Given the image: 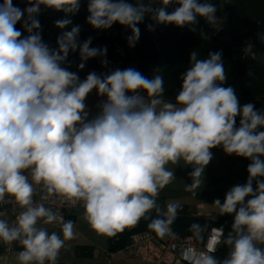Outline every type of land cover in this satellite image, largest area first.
<instances>
[{
	"label": "clouds",
	"instance_id": "1",
	"mask_svg": "<svg viewBox=\"0 0 264 264\" xmlns=\"http://www.w3.org/2000/svg\"><path fill=\"white\" fill-rule=\"evenodd\" d=\"M38 3L56 9L68 5L67 11L77 7V0ZM163 3L167 5L169 0ZM178 3L180 6L171 14L161 9L158 19L176 25L193 22L196 14L213 19L215 9L211 5L198 4L197 0ZM37 7L22 11L13 0L0 4V200L8 193L22 207L31 204L33 188L22 174L30 169L32 180L43 182L49 194L58 193L73 204L84 201V217L98 234L114 237L135 227L155 209L157 216L147 227L163 239L171 232L179 207L169 203L164 212L157 207L160 191L173 180V172L165 166L181 158L195 165L193 183L186 188L191 192L199 186L204 166L211 159L209 149L221 144L227 153L253 161L247 169L248 183L226 195L221 213H233L253 193L252 178L264 177V162L258 158L264 155V131L254 132L264 126V116L250 103L239 108L233 89L217 85L225 79L219 53L208 60H197L192 54L195 63L186 72L176 97L181 107L157 99L163 91L160 76L149 80L131 69L117 70L104 80L93 73L77 84L76 75L59 66L63 57L50 54L38 35L20 39L17 23L25 12L31 16ZM89 11L90 22L97 28L115 21L134 26L141 19L131 5L110 0H92ZM67 23L61 21L59 26ZM36 27L39 25L33 21L28 30ZM76 32L73 28L60 42L65 56L69 46L75 47ZM133 32L138 34L135 27ZM81 54L91 57L96 51L89 50L86 43ZM94 88L107 95L108 103L101 116L84 123L83 101ZM139 89L147 92L150 103L137 92ZM238 115L240 126L235 128ZM257 185L258 194L236 211L233 227L237 238L234 244L232 238L227 241L233 244V250L224 264H264V250L254 244L264 243V182L257 181ZM215 203L219 205L220 201ZM41 217H46V223L56 219L41 205L28 207L18 217L17 228L9 229L0 221V238L5 242L17 240L22 234L25 237L20 241L25 249L18 257L21 264L33 260L44 264L45 259L55 264L65 241L75 237L72 221L63 224V239L37 230L34 225ZM242 226H246L247 234H242ZM222 234V229H212L208 253L215 251ZM192 264L217 262L200 253Z\"/></svg>",
	"mask_w": 264,
	"mask_h": 264
},
{
	"label": "trees",
	"instance_id": "2",
	"mask_svg": "<svg viewBox=\"0 0 264 264\" xmlns=\"http://www.w3.org/2000/svg\"><path fill=\"white\" fill-rule=\"evenodd\" d=\"M114 3H126L137 9L141 14L140 21L133 27L138 34L133 37L135 41L136 59L141 75L151 80L160 76L163 91L157 97L161 101L175 102L174 89L183 85V78L194 65L192 54L197 60H208L212 55L219 53L220 61L224 68V81H217L221 87H231L238 101L264 99V66H248L245 59L234 58L232 52L235 48L249 45L254 34H259L264 41V0H220L221 9H215L212 16L222 18L221 30L217 34H210L211 46H202L199 37L195 34L193 22L184 25L161 22L158 13L161 9L166 14L173 13L180 5L178 0H169L165 5L163 0H110ZM22 39V38H20ZM137 92L147 97L145 90ZM177 103V102H175ZM217 148L224 150L223 145ZM264 162V156L259 158ZM176 219L170 228L176 236H192L197 244L202 245L211 227L222 229V237L217 245L212 258L217 264L231 258L233 244L237 232L233 225L236 212L221 214L216 222L209 221L204 216L191 214L187 205L178 204ZM167 205H160L166 211ZM156 210L146 214L137 224L136 231L152 232L147 225L156 218ZM197 225V228H193ZM243 232L246 226H242ZM247 234V233H246ZM130 233H117L114 237L107 236V253L115 252L124 247ZM117 238V241H114ZM232 238L233 244L227 243ZM22 239V238H21ZM21 241V240H20ZM256 242V241H254ZM22 248V243L17 244L16 250ZM75 254L79 257H90V247H77Z\"/></svg>",
	"mask_w": 264,
	"mask_h": 264
},
{
	"label": "built area",
	"instance_id": "3",
	"mask_svg": "<svg viewBox=\"0 0 264 264\" xmlns=\"http://www.w3.org/2000/svg\"><path fill=\"white\" fill-rule=\"evenodd\" d=\"M92 0H77V7L72 11H67L70 6L65 5L61 9L50 7L38 0H13V4L22 11L28 7L36 6L37 11L31 16L25 12L22 20L17 23L16 28L21 32L22 39L31 35H38L40 43L47 47L49 53H56L63 57L59 61V66L76 75L77 79L85 82L88 75L95 74L101 80L113 74L115 71L134 70L139 71L136 59L135 41L133 37V28L129 25H122L119 21L113 22L108 27H94L90 22L91 12L89 6ZM3 0H0V4ZM209 21L207 18V30L210 34H217L221 30L222 18L212 16ZM69 21L64 27L59 26L61 21ZM36 21L39 27L28 28L32 22ZM25 24L27 26H25ZM77 29L74 37L75 47L69 46L65 56L60 50V42L64 40L66 33L72 29ZM87 43L89 50H95L96 55L91 57L82 56L81 49ZM83 65V67H80ZM182 90L181 86L174 89V100ZM235 126V125H234ZM31 204L21 206L12 195L4 196L0 200V213L6 217V225L9 229L18 227V217L26 212L28 207H50L54 211L56 219L51 222L55 227H60L69 221L70 215L80 208H84V201L79 200L72 203L66 197L53 192L43 196H36L32 193ZM161 212L164 210L160 208ZM211 222H216V217H206ZM137 225L132 228H126L124 232L130 233L126 245L115 252L107 253L109 256L118 255L140 262L151 264H192L194 259L199 257L200 253H207L212 257L213 252H207V245L212 236L211 227L205 242L197 244L192 236L178 237L173 230L163 239L157 237L154 232L136 231ZM222 235L219 238V242ZM19 239L5 242L0 238V252L9 253L16 250ZM117 241V238L114 240ZM219 243L215 245V249Z\"/></svg>",
	"mask_w": 264,
	"mask_h": 264
},
{
	"label": "crops",
	"instance_id": "4",
	"mask_svg": "<svg viewBox=\"0 0 264 264\" xmlns=\"http://www.w3.org/2000/svg\"><path fill=\"white\" fill-rule=\"evenodd\" d=\"M220 1V0H219ZM215 4L206 3L205 0H197L198 4H208L214 9H221V5L217 4V1H213ZM207 24V17L196 14L193 21V28L195 34L199 37L203 47L209 48L211 46L210 34L206 33L205 27ZM263 44L264 41L261 35L254 34L249 45L246 47L235 48L232 52L234 58L245 59L248 66H254L256 59L255 47ZM251 53V54H250ZM250 54V55H249ZM264 59V53H263ZM83 83L77 79V84ZM133 93H127L132 95ZM142 96V95H141ZM145 101L150 103L151 98L145 97ZM172 103L176 107L181 105L175 102ZM85 107L81 114L84 123L94 121L97 117L103 114V107L108 103L106 94H100L98 89H92L83 101ZM163 103L157 106V111L162 108ZM252 104L254 111L264 116V99L242 100L238 101L239 108H243L246 104ZM241 116L236 117L235 128L240 126ZM80 125H77L79 127ZM264 131V126H258L254 132ZM211 153V159L209 163L204 166V170L200 176V184L193 191H186V188L190 187L193 183V177L191 173L195 169V165L187 164L182 158L178 160L176 164L169 162L165 167L167 170L173 172V180L165 188H163L158 197L156 198L157 207L160 205H168L169 203L184 204L187 205L188 211L191 214L204 216V217H216L219 218L221 214L220 209L225 202L226 195L232 191L236 186H244L248 183L249 173L248 167L252 164V158L238 156L235 153H227L225 150H221L217 147L209 149ZM264 155L258 156V158ZM28 178V182L32 185L33 193L36 196H43L48 194L47 187L43 182L37 184L31 178V170H24L23 173ZM257 181L264 182V177L252 178L253 193L246 196L243 204H238L236 211L240 207L246 206L248 200L252 199L254 195L258 194ZM9 195L5 193L4 196ZM216 200L220 201V204L215 203ZM50 213L54 214V211L50 207H44ZM234 211V212H236ZM6 217L0 213V221L6 223ZM46 217L37 219L34 227L37 230H44L49 236L55 233L58 237L63 239L62 226L55 227L51 223H46ZM69 221L73 222V232L75 234L74 239L65 241L64 246L59 250L55 264H151L136 261L126 257L118 255L107 254V236L100 235L94 231L88 224L84 217V208L76 209L69 217ZM25 238L22 234V239ZM254 244L264 250V243L259 241ZM77 247H90L92 249V255L90 257H79L75 254ZM24 246L20 250H14L9 253L0 252V264H21L18 259L20 252L24 251ZM29 264H38L37 261H30ZM44 264H51L50 261L45 259Z\"/></svg>",
	"mask_w": 264,
	"mask_h": 264
},
{
	"label": "rangeland",
	"instance_id": "5",
	"mask_svg": "<svg viewBox=\"0 0 264 264\" xmlns=\"http://www.w3.org/2000/svg\"><path fill=\"white\" fill-rule=\"evenodd\" d=\"M202 1V0H201ZM206 1V3H212V4H215L213 1L214 0H205ZM215 1H217V4H220L221 5V2L219 1V0H215ZM205 31H206V33H208L209 34V32H208V30H207V27H205ZM255 53H256V59L258 58V60L257 61H255V65L254 66H264V59H263V53H264V46H263V44H260V45H258V47H257V45H256V47H255ZM251 54V53H250ZM249 54V55H250Z\"/></svg>",
	"mask_w": 264,
	"mask_h": 264
},
{
	"label": "water",
	"instance_id": "6",
	"mask_svg": "<svg viewBox=\"0 0 264 264\" xmlns=\"http://www.w3.org/2000/svg\"><path fill=\"white\" fill-rule=\"evenodd\" d=\"M247 233V229H246V231L244 232V234H246Z\"/></svg>",
	"mask_w": 264,
	"mask_h": 264
}]
</instances>
